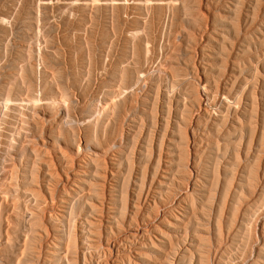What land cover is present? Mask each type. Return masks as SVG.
Here are the masks:
<instances>
[{"label": "rangeland", "instance_id": "374dc122", "mask_svg": "<svg viewBox=\"0 0 264 264\" xmlns=\"http://www.w3.org/2000/svg\"><path fill=\"white\" fill-rule=\"evenodd\" d=\"M0 264H264V0H0Z\"/></svg>", "mask_w": 264, "mask_h": 264}]
</instances>
